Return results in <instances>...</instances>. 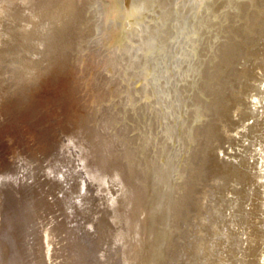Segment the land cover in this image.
Masks as SVG:
<instances>
[{"label":"rangeland","instance_id":"374dc122","mask_svg":"<svg viewBox=\"0 0 264 264\" xmlns=\"http://www.w3.org/2000/svg\"><path fill=\"white\" fill-rule=\"evenodd\" d=\"M196 9L0 0V264H264V0Z\"/></svg>","mask_w":264,"mask_h":264},{"label":"bare ground","instance_id":"6f19581e","mask_svg":"<svg viewBox=\"0 0 264 264\" xmlns=\"http://www.w3.org/2000/svg\"><path fill=\"white\" fill-rule=\"evenodd\" d=\"M178 1V0H177ZM196 3H197V9L193 12V19L192 20H195L196 19V17H197V15H198V12H200L201 11V9H202V7L204 6V5H206V3H208V0H196ZM153 8V11H155V8L154 7H152ZM166 10H167V12H168V9H164V11L166 12ZM160 12V11H159ZM252 15V14H251ZM166 20V19H165ZM191 20V21H192ZM193 23V22H192ZM191 23V24H192ZM247 23V22H246ZM163 25H165V22H164V24ZM163 29H164V27L162 28V31H163ZM199 32V31H198ZM197 32V33H198ZM161 36V35H160ZM166 36L165 35H162V38H165ZM160 38V37H159ZM160 41L161 42H163V39H161L160 38ZM193 44V43H192ZM191 44V45H192ZM159 45H160V43H159ZM194 45V44H193ZM195 46V45H194ZM191 47V46H190ZM157 48H159V47H157ZM190 50V49H189ZM188 50V51H189ZM182 59V58H181ZM168 65V64H167ZM179 66V65H178ZM178 66H177V68H178ZM176 67V66H175ZM169 71V70H168ZM177 72V74H180V76H182V74H183V72H181V70L179 71V70H176ZM167 73V72H166ZM193 74V73H192ZM184 75V74H183ZM188 76V75H187ZM182 79H184V77H180L178 80H182ZM182 82V81H181ZM179 85V84H178ZM170 92V91H169ZM174 93V92H173ZM168 94V93H167ZM166 94V95H167ZM171 96V95H170ZM175 96V95H174ZM183 96V95H182ZM166 98V97H165ZM167 99H168V97H167ZM170 101H172V100H170ZM167 102H169V101H167ZM180 102V101H179ZM184 102V101H183ZM178 104V103H177ZM180 104V103H179ZM186 104V103H185ZM187 105V104H186ZM185 105V106H186ZM165 106H167V105H165ZM176 107H178L179 108V106L177 105ZM167 108V107H166ZM186 113V112H185ZM195 113V112H194ZM198 113V112H197ZM182 114V113H181ZM177 117V116H176ZM197 118V117H196ZM176 119V118H175ZM178 119V118H177ZM174 121V120H173ZM175 122H176V120H175ZM175 130V129H174ZM179 132H180V124L179 125H177V127H176V135H178L179 134ZM172 137H173V135H172ZM171 138V137H170ZM176 138H178V137H176ZM175 138V141L177 140ZM182 145V144H181ZM164 157V156H163ZM165 160V159H164ZM161 161V160H160ZM166 165V164H165ZM168 165V164H167ZM262 172H263V176H264V169L262 170ZM173 173H175V172H173ZM1 185H2V183H0ZM5 202H6V195L5 194H3V192L1 193L0 192V236L1 235H5V232L6 233H8L7 232V226H8V223L4 220L3 222H2V219H1V217L3 218L5 215H6V213H7V206L5 205ZM155 203V202H154ZM156 205V204H155ZM153 241V240H152ZM142 243V242H141ZM151 243V242H150ZM146 244V243H145ZM2 249L0 248V262H5V253H4V251H2ZM146 251V250H145ZM142 252V251H141ZM148 257V256H147ZM263 257H264V253H263ZM7 264V263H6ZM133 264V263H132Z\"/></svg>","mask_w":264,"mask_h":264},{"label":"water","instance_id":"95a60500","mask_svg":"<svg viewBox=\"0 0 264 264\" xmlns=\"http://www.w3.org/2000/svg\"><path fill=\"white\" fill-rule=\"evenodd\" d=\"M160 61V60H159ZM178 61V60H177ZM177 61H175L177 63Z\"/></svg>","mask_w":264,"mask_h":264}]
</instances>
